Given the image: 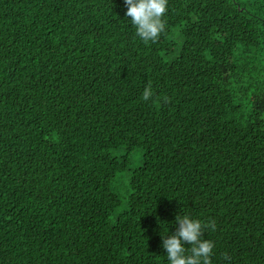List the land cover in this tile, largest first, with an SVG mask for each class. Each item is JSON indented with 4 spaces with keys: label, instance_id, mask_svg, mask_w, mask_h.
Masks as SVG:
<instances>
[{
    "label": "trees",
    "instance_id": "16d2710c",
    "mask_svg": "<svg viewBox=\"0 0 264 264\" xmlns=\"http://www.w3.org/2000/svg\"><path fill=\"white\" fill-rule=\"evenodd\" d=\"M126 7L0 0V264H168L183 212L264 264V0H168L148 44Z\"/></svg>",
    "mask_w": 264,
    "mask_h": 264
},
{
    "label": "clouds",
    "instance_id": "9594fccd",
    "mask_svg": "<svg viewBox=\"0 0 264 264\" xmlns=\"http://www.w3.org/2000/svg\"><path fill=\"white\" fill-rule=\"evenodd\" d=\"M126 16L130 17L135 27L136 36L145 44L155 42L165 31V14L168 0H124ZM153 96L151 85L144 88L143 100ZM176 230L169 234L167 224L162 223V247L166 250L168 264H213L212 257L215 242L205 238L206 230L215 231L216 223L209 219L204 221L183 212L176 216ZM190 245V246H186ZM224 264H231L230 256L225 253Z\"/></svg>",
    "mask_w": 264,
    "mask_h": 264
},
{
    "label": "rangeland",
    "instance_id": "374dc122",
    "mask_svg": "<svg viewBox=\"0 0 264 264\" xmlns=\"http://www.w3.org/2000/svg\"><path fill=\"white\" fill-rule=\"evenodd\" d=\"M130 165L128 171L118 174L113 182V190L118 193L121 197L122 203L116 208L114 215L121 212L127 206V186L129 183V176L131 172L142 165L143 163V149L140 147L135 148L130 155ZM127 178H125V177Z\"/></svg>",
    "mask_w": 264,
    "mask_h": 264
},
{
    "label": "bare ground",
    "instance_id": "6f19581e",
    "mask_svg": "<svg viewBox=\"0 0 264 264\" xmlns=\"http://www.w3.org/2000/svg\"><path fill=\"white\" fill-rule=\"evenodd\" d=\"M1 201V200H0ZM20 222V221H19ZM37 226V225H36ZM7 251V250H6ZM43 263V262H42Z\"/></svg>",
    "mask_w": 264,
    "mask_h": 264
}]
</instances>
